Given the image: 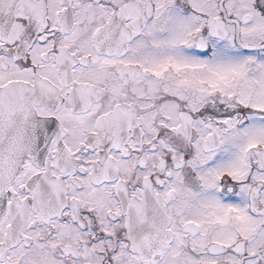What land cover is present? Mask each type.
<instances>
[{"label": "snow or ice", "instance_id": "1", "mask_svg": "<svg viewBox=\"0 0 264 264\" xmlns=\"http://www.w3.org/2000/svg\"><path fill=\"white\" fill-rule=\"evenodd\" d=\"M0 264H264V0H0Z\"/></svg>", "mask_w": 264, "mask_h": 264}]
</instances>
